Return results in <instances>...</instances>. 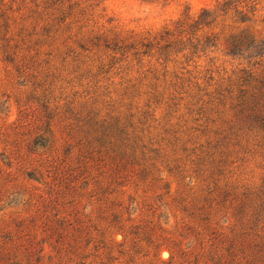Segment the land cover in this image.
<instances>
[{"label":"rangeland","instance_id":"rangeland-1","mask_svg":"<svg viewBox=\"0 0 264 264\" xmlns=\"http://www.w3.org/2000/svg\"><path fill=\"white\" fill-rule=\"evenodd\" d=\"M222 1L0 0V186L30 190L24 172L46 161H61L74 174L83 162L132 161L124 192L110 195L122 206L84 197L76 208L96 225V239L115 244L104 263H211L227 249L244 261L257 257L264 243V54L234 55L228 45L230 34L242 31L264 41V0L249 4L255 10L243 23L220 20L212 29L220 34L217 47L170 63L185 81L160 87L156 99L144 81L126 92L127 80L140 77L137 67L98 74V55L80 47L82 23L83 31L99 33L159 32ZM90 112L121 117L126 145H99L84 125ZM89 171L95 175V165ZM22 197L0 191V218L32 213ZM121 224L136 234L124 238ZM165 237L181 242L186 257L171 260Z\"/></svg>","mask_w":264,"mask_h":264},{"label":"trees","instance_id":"trees-1","mask_svg":"<svg viewBox=\"0 0 264 264\" xmlns=\"http://www.w3.org/2000/svg\"><path fill=\"white\" fill-rule=\"evenodd\" d=\"M255 1L223 0L213 8H202L197 16H183L172 27L166 26L159 32L145 34H124L116 30L101 33L95 32V29L83 31L88 25L82 23L79 27V31L82 30L80 47L98 55V74L107 73L117 67L121 71H131L137 67L140 77L137 82L127 80L129 83L126 92L136 91L145 82L151 90V98L156 99L164 93L160 91V87L176 89L185 81L182 71L177 68L170 70V63L176 66L180 54L186 61H191L198 52L217 47L220 34L212 32V29L227 17H231L235 23L249 20L248 13L255 10L249 4ZM65 18L67 16L63 17V22ZM80 21L81 19L78 20ZM247 52L262 56L264 41H256L243 31L230 34L228 53L243 55ZM84 125L96 136L99 145L107 140L110 143L114 141V144L126 145L127 138L124 135L127 133V125L119 116L99 119L96 112H90L85 116ZM119 150L122 154L126 152L122 147ZM131 163L132 161H105L99 167V163H95L97 173L92 175L89 169L94 165L86 162L79 166L81 171L74 174L61 161H46L44 165H36L32 171L24 172L27 175L24 181L31 185L30 190L29 186L18 189L21 187L17 183L0 186V191L4 189L7 198L13 194L22 195L24 210L32 212L24 216L18 215L11 221L0 218V264H68L74 261L77 264L98 261L106 264L104 258H113L115 244L96 239V225L86 219V214H79L76 208L84 197L95 199L100 204L109 200L113 207L122 206V203H115L110 199V195L124 192L121 188L127 185L125 181L132 177L131 173L134 171L127 168ZM7 166L10 169L7 174H13L12 163H7ZM21 169L20 166L16 168L17 171ZM146 170L145 166L143 171ZM117 216L119 219L120 215ZM120 219L118 223L122 221ZM127 221L132 219L128 218ZM131 227L140 226L131 224ZM120 230L124 232V238L136 234L131 229L126 231L124 224L120 225ZM136 238L137 236L134 237ZM165 242L170 250L171 260L176 255L186 257L187 253L181 242L172 237H167ZM46 244L51 249L49 254L46 252ZM154 244L158 247L162 245ZM227 251L228 253L219 251L217 259L211 263H201L197 257V264H264V243L259 245V255L248 261L233 256L229 249ZM90 256L93 260L88 263L87 258Z\"/></svg>","mask_w":264,"mask_h":264}]
</instances>
